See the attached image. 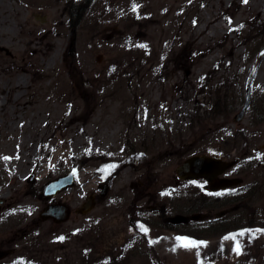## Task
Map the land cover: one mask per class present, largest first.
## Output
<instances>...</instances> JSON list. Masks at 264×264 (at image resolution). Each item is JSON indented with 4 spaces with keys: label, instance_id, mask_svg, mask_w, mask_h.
<instances>
[{
    "label": "rangeland",
    "instance_id": "374dc122",
    "mask_svg": "<svg viewBox=\"0 0 264 264\" xmlns=\"http://www.w3.org/2000/svg\"><path fill=\"white\" fill-rule=\"evenodd\" d=\"M83 1L0 0V247L13 248L0 264H104L121 219L100 200L88 213L76 208L99 187L102 158L118 161L115 174L134 171L128 137L152 133L163 152L171 130L172 161L151 160L167 175L206 154L237 159L225 173L243 183L264 181V0ZM247 84L249 107L235 121ZM216 94L223 114H212ZM70 170L71 184L51 197L70 207L68 218L40 220L49 201L40 188ZM262 187L251 200L264 212ZM222 229L191 233L198 247L161 238L156 254L173 264H264V228Z\"/></svg>",
    "mask_w": 264,
    "mask_h": 264
},
{
    "label": "flooded vegetation",
    "instance_id": "af4514ba",
    "mask_svg": "<svg viewBox=\"0 0 264 264\" xmlns=\"http://www.w3.org/2000/svg\"><path fill=\"white\" fill-rule=\"evenodd\" d=\"M162 134H165L162 142L163 150H166L163 152L158 148L159 144H156L152 133L144 138L146 140L149 138L148 142L128 137L132 141H127L126 144L134 154L133 160L129 161L131 163L134 161L132 172H123L121 165L118 169L120 172L115 174L114 168L117 167L115 164L118 161L109 159L108 156L101 160L103 172L101 171L99 178L100 185L98 187L96 184L94 186L96 188L89 191L87 196L91 194L94 206L100 200L103 207L115 212L111 216L121 219L122 231L118 246L111 247L116 249L104 255V264H173L172 257L156 254L155 245L163 241L161 238H187L193 237L191 233L199 230L218 232L223 230L222 228L229 229L236 235L243 233L245 236V233L254 232L259 227L264 228V212L256 205L253 207L251 199L255 192L252 188L249 189L257 183L253 181L239 183L236 178V182L231 186H214L215 180L219 177L238 176L226 174V169L218 175L194 177L180 175L176 170L184 158L178 161L174 173L169 175L164 174L162 168L154 169L151 166L152 157L159 161L160 165L172 161L171 148L173 150L175 139L171 136V130ZM178 144H184V141ZM144 156H147L145 161L147 164L142 165ZM263 184L259 190L263 188ZM242 186L246 189L239 188ZM242 195L246 197L245 206L237 200V197ZM48 200L50 202L54 199ZM221 206L229 207L222 209ZM157 230L164 232L156 234ZM12 239L13 237L4 239L2 245L6 246ZM131 245L134 253H126L131 250L128 248ZM1 249L13 250L9 246H2ZM85 264H89V261L86 260Z\"/></svg>",
    "mask_w": 264,
    "mask_h": 264
},
{
    "label": "water",
    "instance_id": "95a60500",
    "mask_svg": "<svg viewBox=\"0 0 264 264\" xmlns=\"http://www.w3.org/2000/svg\"><path fill=\"white\" fill-rule=\"evenodd\" d=\"M45 20L44 16L40 18V21L43 22ZM264 52V49H262ZM246 85L245 89V98L240 107V109L234 115V119L236 121L240 120L248 108L249 99H250V86ZM236 159L223 160L220 157H216L213 155L206 154H194L186 157L183 162L178 166L177 171L180 175L187 176H198V175H216L222 172L224 169L231 166ZM72 172H68L66 174L61 175L60 177H56L52 180H49L45 183L40 189V194L43 198H49L61 189L69 186L72 182ZM235 179L231 178H217L215 180V185L217 187H224L235 183ZM93 199L91 194L87 196V198L80 204L76 211L79 213H86L93 207ZM70 207L64 203H47L38 214L40 220L50 218L52 221L58 223L65 221L70 214ZM11 250L10 249H1L0 250V258L7 255Z\"/></svg>",
    "mask_w": 264,
    "mask_h": 264
},
{
    "label": "trees",
    "instance_id": "16d2710c",
    "mask_svg": "<svg viewBox=\"0 0 264 264\" xmlns=\"http://www.w3.org/2000/svg\"><path fill=\"white\" fill-rule=\"evenodd\" d=\"M84 3L83 4H81V5H79L78 3H77V6L80 8L81 7V9H85V7H84V5L86 4V5H88V3L90 2V0H84L83 1ZM73 4H75L76 5V3H73ZM217 96L215 97V98H217L216 99V101L213 103L212 102V114H215L214 112L216 111V112H220V113H222L223 114V112H225V109H227L226 107H228V105H227V103H223V105L221 106L220 104H219V101L221 100L220 99V97L218 96V94H216ZM264 117V115H262V118ZM254 181H256V185H253V186H251V187H249V189H251L252 188V190H255V189H259L260 188V184H258V180L257 179H254ZM239 188H241V189H246V187L245 186H242V187H239ZM238 199L237 200H239L240 202L242 201V202H245L246 201V197L245 196H238L237 197Z\"/></svg>",
    "mask_w": 264,
    "mask_h": 264
},
{
    "label": "snow or ice",
    "instance_id": "6c2138e0",
    "mask_svg": "<svg viewBox=\"0 0 264 264\" xmlns=\"http://www.w3.org/2000/svg\"><path fill=\"white\" fill-rule=\"evenodd\" d=\"M244 2H247V0H244ZM134 10H135V6H134ZM230 22V21H229ZM4 159H9L7 157H5ZM146 231V230H145ZM243 233H241L242 235ZM228 237H226L227 239ZM60 239H63V237H61ZM177 241H178V245L177 246H182V247H186V248H190V247H198L199 244H203L204 242H199V244L197 242H193V241H189L187 240V238H180V237H177L176 238ZM234 239V237H233ZM175 250V249H173ZM233 251L237 252L239 254V251H240V247H239V244H237L234 248H233Z\"/></svg>",
    "mask_w": 264,
    "mask_h": 264
},
{
    "label": "bare ground",
    "instance_id": "6f19581e",
    "mask_svg": "<svg viewBox=\"0 0 264 264\" xmlns=\"http://www.w3.org/2000/svg\"><path fill=\"white\" fill-rule=\"evenodd\" d=\"M258 14V13H257ZM23 76L22 75H18L16 78H15V84L16 85H19L21 82H22V80H23Z\"/></svg>",
    "mask_w": 264,
    "mask_h": 264
}]
</instances>
